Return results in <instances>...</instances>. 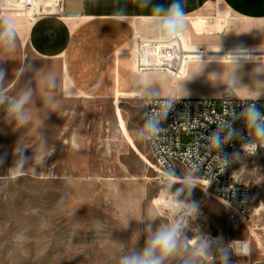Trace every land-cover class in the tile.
I'll use <instances>...</instances> for the list:
<instances>
[{
  "label": "rangeland",
  "instance_id": "rangeland-1",
  "mask_svg": "<svg viewBox=\"0 0 264 264\" xmlns=\"http://www.w3.org/2000/svg\"><path fill=\"white\" fill-rule=\"evenodd\" d=\"M225 11L215 6L205 15L184 17L185 27L178 36L167 35L161 25H149L144 32L147 40H188L194 50L262 47L252 35L240 36L263 28L259 36L264 43V21L238 20ZM219 12L222 17L218 18ZM10 17L29 20L11 14L3 18ZM192 18L207 23H199L194 30ZM217 18L218 28H210L211 20ZM138 36L133 28L129 49L118 57L119 66L131 78V54ZM198 57L202 55L195 53L192 59ZM172 60L182 72L189 64L182 56ZM241 66L260 71L209 66L212 77L207 78H215L222 87H237L242 97L262 98L258 90L264 87V63ZM60 74L57 63L34 59L18 86L7 94L12 98L26 86L33 88V103L28 106L33 119L28 125L14 130L0 107V264H118L121 255L140 251L152 233L180 224L182 216L190 230L183 231L180 224L177 251L165 264H185L186 259L193 264H221L231 242L232 248L236 249V243L243 250L239 255L229 253L228 264H264L262 164L248 166L242 173L253 191L251 220L244 226L231 225L223 204L211 190L206 196L201 182L183 169L178 170L181 180L174 181L156 166L144 138L143 108L146 98L162 97L152 95L156 86L135 97L130 96L133 87L115 78L114 94L108 99H66L60 93ZM167 78L157 85L163 96H180L178 90L183 88L196 90ZM117 92L127 96L116 99ZM42 95L55 98L57 112H46ZM190 141L182 136L184 144ZM14 150L25 160L23 174L16 179L8 173L17 159ZM126 221L129 226L124 228Z\"/></svg>",
  "mask_w": 264,
  "mask_h": 264
},
{
  "label": "crops",
  "instance_id": "crops-1",
  "mask_svg": "<svg viewBox=\"0 0 264 264\" xmlns=\"http://www.w3.org/2000/svg\"><path fill=\"white\" fill-rule=\"evenodd\" d=\"M171 3L173 0H64V16L38 18L33 22L18 17H10L9 20L0 18V31L11 28L16 36L14 44L5 38L0 45L4 49L14 48L13 52L5 51L0 56V67L6 70V93L9 94L18 86L34 59L55 62L60 66V93L66 99L83 96L108 99L114 94L115 78L123 79L127 88L133 87L134 91L130 96L141 97L144 96L142 92L145 88L141 86L146 77L151 86H156V90L152 92L154 96L165 95L157 85L164 84L169 77L173 79L172 83L196 87V90H178L179 95L181 94L179 97L217 98L218 90L223 85L215 78L208 80V76L212 77L209 66L226 65L230 68L264 63L259 61L264 60V43L259 36L263 28H259L255 29L253 34L249 31L242 32L243 35H252L253 39H256L255 42L262 46L253 49L233 47L194 50L188 40L182 41L184 51L188 53H184L182 57L190 65H186L183 72L175 69V61L158 56L157 50L149 48L151 43L149 40L146 42L138 30L147 29L149 25H160L161 14L155 13L153 6L163 5L166 9ZM180 3L184 17L205 15L215 6H221L235 19L251 23L264 21V0H180ZM219 17H222L220 12ZM218 18L215 21L213 19L214 22L211 20L210 28H218L215 23ZM189 20L194 30L201 26L199 23H207L206 19L202 18ZM133 28H136V33L140 36L135 38L131 54L134 68V77L131 78L129 71L119 66L121 61L118 57L121 52L129 49ZM242 34L240 39L244 38ZM139 37L142 38L141 42ZM175 42L179 43V40ZM161 47L162 45L159 51ZM173 50L176 51L177 57L182 55L179 44L173 45ZM139 51H142V60L138 58ZM195 53L201 54L202 57L192 59ZM230 57L232 62H229ZM140 61L146 66L145 71L139 68ZM242 68L253 73L260 71L257 67ZM150 73L162 75L152 77ZM233 90L238 93L237 87ZM258 93L263 95L264 87L259 89ZM122 96L127 95L117 92L116 99Z\"/></svg>",
  "mask_w": 264,
  "mask_h": 264
},
{
  "label": "built area",
  "instance_id": "built-area-1",
  "mask_svg": "<svg viewBox=\"0 0 264 264\" xmlns=\"http://www.w3.org/2000/svg\"><path fill=\"white\" fill-rule=\"evenodd\" d=\"M10 14L27 16L31 22L64 16V0H0V18ZM138 39L141 42L142 38ZM149 42V48H155L157 55L164 58L176 56L175 44H179L181 56L188 54L183 42L176 43L174 38L149 39ZM141 53L139 51V60L143 58ZM139 68L146 70L141 61ZM252 104L264 115V98L242 97L227 86L218 90L217 98L162 96L146 98L143 104L144 138L160 172L180 181L178 170H185L207 191L211 190L213 198L225 207L228 223L234 226L246 225L254 214L253 191L250 184L242 180V173L248 166H264V148L258 146L255 154H250L243 147L264 143V138L257 135L243 115ZM213 134L221 139L219 148ZM183 135L191 139L190 143L182 142ZM235 245L239 249V245Z\"/></svg>",
  "mask_w": 264,
  "mask_h": 264
},
{
  "label": "clouds",
  "instance_id": "clouds-1",
  "mask_svg": "<svg viewBox=\"0 0 264 264\" xmlns=\"http://www.w3.org/2000/svg\"><path fill=\"white\" fill-rule=\"evenodd\" d=\"M146 7V5H141ZM153 11L160 13V25L169 36L181 35L184 27V12L180 0H173L166 9L163 5H154ZM5 38L10 39L12 44L15 43L16 36L14 30L6 28L0 31V45H2ZM13 52L14 48L4 49L0 47V56L5 52ZM229 62H232V57L229 58ZM19 71V70H17ZM6 77V70L0 67V107L5 110V120L10 124L14 130L28 125L33 117L28 109V106L33 103L34 90L31 87L22 88L16 96L9 98L6 93L4 85ZM54 83V81H53ZM256 99H259L257 95ZM44 108L46 112H57L59 104L56 103L54 97L41 96ZM246 116L247 123L254 127L259 137L264 138V115H262L256 108L255 104L250 105L243 113ZM153 129L155 130L154 126ZM232 133L229 134V139ZM214 142L217 148L221 145V139L218 135L213 134ZM264 148V143H251L244 145L245 151H250V154H255L257 147ZM15 151L17 159L13 162V165L8 169V173L12 179L18 178L23 174L25 160L20 158V152ZM225 164H227V159ZM193 209L197 206L195 203L192 205ZM155 219V217H153ZM128 222L124 223V228H127ZM181 235L180 224H175L169 227H161L152 233L145 242L144 247L140 251H135L131 254L121 255L118 260V264H165V261L173 257L177 251L179 245V238ZM231 242L221 259V264H228L229 253L236 255L242 254L240 249L232 248ZM201 255H204V250L201 249ZM185 264H193L192 261L185 260Z\"/></svg>",
  "mask_w": 264,
  "mask_h": 264
},
{
  "label": "bare ground",
  "instance_id": "bare-ground-1",
  "mask_svg": "<svg viewBox=\"0 0 264 264\" xmlns=\"http://www.w3.org/2000/svg\"><path fill=\"white\" fill-rule=\"evenodd\" d=\"M146 29V28H145ZM139 30V33L141 34V36L146 40V42H148V40H147V38H146V33L144 32V28H140V29H138ZM148 33V32H147ZM223 34H226V32H222ZM243 35V34H242ZM244 36V35H243ZM148 74V73H147ZM147 76V75H146ZM145 78V77H144ZM150 85V81H149V79L146 77L144 80H143V85L141 86L142 88H147V87H151V85ZM140 87V88H141ZM235 91V90H234ZM140 92V91H139ZM236 92V91H235ZM237 93V92H236ZM136 97H139V96H137L136 95ZM143 97V96H142ZM205 194H206V196H208V191L207 190H205ZM179 220V223L182 225V228H183V231H188V230H190V226H189V224H188V222H187V220L182 216L181 218H179L178 219ZM194 231V230H193ZM197 235V234H196ZM237 245H239L238 246V248L241 250V252H242V250H243V246L242 245H240V244H237Z\"/></svg>",
  "mask_w": 264,
  "mask_h": 264
},
{
  "label": "water",
  "instance_id": "water-1",
  "mask_svg": "<svg viewBox=\"0 0 264 264\" xmlns=\"http://www.w3.org/2000/svg\"><path fill=\"white\" fill-rule=\"evenodd\" d=\"M69 16H71V17H72V16H76V15H69Z\"/></svg>",
  "mask_w": 264,
  "mask_h": 264
}]
</instances>
